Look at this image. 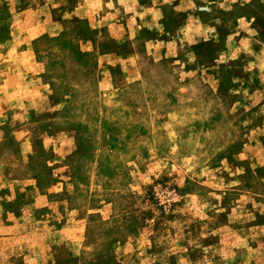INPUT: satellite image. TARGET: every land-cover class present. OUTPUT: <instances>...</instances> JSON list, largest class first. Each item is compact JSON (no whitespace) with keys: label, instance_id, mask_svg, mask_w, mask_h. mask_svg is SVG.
<instances>
[{"label":"rangeland","instance_id":"obj_1","mask_svg":"<svg viewBox=\"0 0 264 264\" xmlns=\"http://www.w3.org/2000/svg\"><path fill=\"white\" fill-rule=\"evenodd\" d=\"M0 264H264V0H0Z\"/></svg>","mask_w":264,"mask_h":264}]
</instances>
